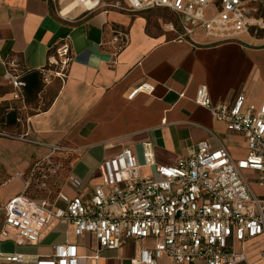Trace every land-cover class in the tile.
<instances>
[{
  "label": "crops",
  "instance_id": "0c3cea01",
  "mask_svg": "<svg viewBox=\"0 0 264 264\" xmlns=\"http://www.w3.org/2000/svg\"><path fill=\"white\" fill-rule=\"evenodd\" d=\"M61 1L0 0V207L24 193L25 174L48 152L43 145L4 134L26 132L32 140L71 148L66 156L50 160L68 163L67 181L59 190L68 198L89 194L101 181L102 161L122 148H129L140 164L146 144L159 165L174 164L202 141L213 149L224 147L235 159L244 156L245 138L228 132L194 103V96L205 86L213 105H231L239 93L247 104H264V35L211 43L197 33L193 41L176 40L166 31L175 17L165 9L87 12L76 7L63 12L69 0ZM65 38L72 57L68 76L63 82L51 78L44 84L38 70ZM10 61L24 72L19 100L4 78ZM145 83L152 92L128 98ZM140 172L149 176L154 168L143 166ZM70 178L81 181V190ZM250 188L264 196L256 182H250ZM2 221L0 211V229ZM62 243L76 245L78 264H91L89 256L95 252L100 256L96 264H129L152 245L151 240L128 241L115 250L100 249L93 235H76L70 224L56 218L36 244L17 242L10 229L7 236L0 233L4 253L47 256ZM234 249L245 257L238 264H264L263 235L236 243ZM157 264L172 263L163 256Z\"/></svg>",
  "mask_w": 264,
  "mask_h": 264
},
{
  "label": "built area",
  "instance_id": "2783aa9c",
  "mask_svg": "<svg viewBox=\"0 0 264 264\" xmlns=\"http://www.w3.org/2000/svg\"><path fill=\"white\" fill-rule=\"evenodd\" d=\"M76 7L91 12L99 8L120 12L165 9L175 20L166 31L176 40H190L202 33L211 43L239 40L244 35H264V0H76ZM72 57L70 41L61 40L50 52L46 66L40 68L44 84L51 78L63 82ZM5 80L13 88V98L22 99L24 72L13 62H6ZM150 84L132 90L152 92ZM194 103L225 125L228 132L242 135L246 152L233 158L220 146L211 148L197 143L190 152L172 165H159L149 144L143 149L140 164L129 148L102 161L98 170L101 181L87 195L68 198L58 192L54 199L33 198L25 193L37 177L45 178V164L72 149L60 144L32 140L28 134H4L30 144L43 145L48 152L35 162L24 176V193L7 201L0 233L13 230L17 242L36 244L46 225L56 218L70 224L76 235L91 234L100 249L115 250L128 241L151 240L129 264H157L165 256L172 264H238L245 261L234 244L259 235L264 236V196L250 188L256 182L264 188V104L245 103L243 93L231 105H213L205 86L195 92ZM143 166L153 167L149 176ZM251 172L248 180L243 172ZM81 190L82 183L70 178ZM40 188V187H39ZM62 203L63 206H57ZM264 255V252H263ZM98 252L89 256L91 264ZM75 244L62 243L47 256L4 253L0 261L34 264H78Z\"/></svg>",
  "mask_w": 264,
  "mask_h": 264
},
{
  "label": "rangeland",
  "instance_id": "374dc122",
  "mask_svg": "<svg viewBox=\"0 0 264 264\" xmlns=\"http://www.w3.org/2000/svg\"><path fill=\"white\" fill-rule=\"evenodd\" d=\"M68 0H62L61 4L67 3ZM167 20H171L168 15H165ZM46 100V97H44ZM68 163L66 160L57 159L55 162L51 161L45 164L43 170L46 174L45 178L37 177L33 182L36 184V188L32 189L34 193H28L33 198H49L54 199L59 192L60 188L67 181V168ZM253 174L251 172L244 171L243 176L252 180ZM252 182V181H251ZM35 186V185H34ZM40 187V188H39ZM31 190V191H32Z\"/></svg>",
  "mask_w": 264,
  "mask_h": 264
},
{
  "label": "bare ground",
  "instance_id": "6f19581e",
  "mask_svg": "<svg viewBox=\"0 0 264 264\" xmlns=\"http://www.w3.org/2000/svg\"><path fill=\"white\" fill-rule=\"evenodd\" d=\"M77 5V1L76 0H69V3L67 5V7L63 10V12H66L67 11V8H69V10H73L74 8H76ZM81 8V7H79Z\"/></svg>",
  "mask_w": 264,
  "mask_h": 264
},
{
  "label": "trees",
  "instance_id": "16d2710c",
  "mask_svg": "<svg viewBox=\"0 0 264 264\" xmlns=\"http://www.w3.org/2000/svg\"><path fill=\"white\" fill-rule=\"evenodd\" d=\"M35 185V186H34ZM34 188H36V184H32V187L29 189V190H27V191H25V193L27 194V195H29L30 193H34L33 192V190L32 189H34ZM32 190V191H31ZM29 193V194H28Z\"/></svg>",
  "mask_w": 264,
  "mask_h": 264
}]
</instances>
